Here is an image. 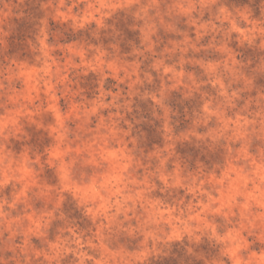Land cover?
I'll return each instance as SVG.
<instances>
[{
    "label": "rangeland",
    "instance_id": "rangeland-1",
    "mask_svg": "<svg viewBox=\"0 0 264 264\" xmlns=\"http://www.w3.org/2000/svg\"><path fill=\"white\" fill-rule=\"evenodd\" d=\"M237 1L0 0V264H264V0Z\"/></svg>",
    "mask_w": 264,
    "mask_h": 264
},
{
    "label": "trees",
    "instance_id": "trees-1",
    "mask_svg": "<svg viewBox=\"0 0 264 264\" xmlns=\"http://www.w3.org/2000/svg\"><path fill=\"white\" fill-rule=\"evenodd\" d=\"M236 2H238L237 0H236ZM240 2V1H239Z\"/></svg>",
    "mask_w": 264,
    "mask_h": 264
}]
</instances>
